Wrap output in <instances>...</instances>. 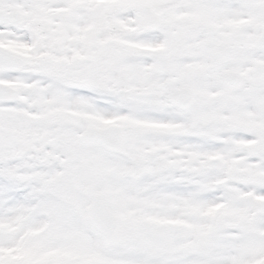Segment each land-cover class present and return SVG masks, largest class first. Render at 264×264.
I'll return each instance as SVG.
<instances>
[{
    "label": "snow or ice",
    "instance_id": "obj_1",
    "mask_svg": "<svg viewBox=\"0 0 264 264\" xmlns=\"http://www.w3.org/2000/svg\"><path fill=\"white\" fill-rule=\"evenodd\" d=\"M0 264H264V0H0Z\"/></svg>",
    "mask_w": 264,
    "mask_h": 264
}]
</instances>
